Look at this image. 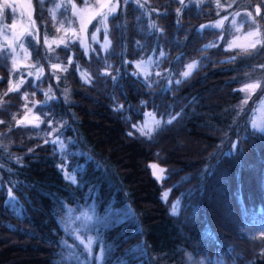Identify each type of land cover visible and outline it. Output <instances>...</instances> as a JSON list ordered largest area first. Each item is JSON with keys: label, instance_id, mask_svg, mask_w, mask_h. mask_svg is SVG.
I'll return each mask as SVG.
<instances>
[{"label": "trees", "instance_id": "16d2710c", "mask_svg": "<svg viewBox=\"0 0 264 264\" xmlns=\"http://www.w3.org/2000/svg\"><path fill=\"white\" fill-rule=\"evenodd\" d=\"M34 2L40 43L26 36L25 44L36 63L39 51L41 79L24 75L19 89L8 92L11 60L0 65V120L5 122L0 124V144L7 148H0V264H92L78 240L75 250L63 243L68 238L62 209L82 204L84 198L104 218L82 235L86 241L98 238L93 249L103 247L102 264H173L184 251L225 264L236 258L241 264H264V246L259 238L253 241L255 230L264 228V133L249 130L230 153L226 148L231 139L219 148L224 135L236 137L246 125L236 107L242 81L264 77V45L247 52L228 48L237 35L230 20L237 9L243 11V22L245 12H251L264 32V3L219 0L217 7V0H129L125 6L121 0L108 18L106 51L92 42L85 55L76 41L69 49L53 48L45 60L42 36L55 28ZM225 16L222 27L201 28ZM209 44L214 46L205 48ZM233 56L235 62H229ZM55 57L63 62L59 69L51 68L58 62ZM148 58L171 72L169 86H151L133 75V63ZM193 60L199 61L197 67L181 77ZM49 88L52 99L45 96ZM119 105L123 108L115 110ZM27 106H32L36 123L18 125ZM145 110L161 121L151 138L132 127ZM176 113L171 124L164 123ZM49 120L52 128H59L51 136ZM57 137L64 141L65 153L53 151L59 146L50 141ZM152 161L164 168L160 181L151 173ZM65 165L75 183L65 179ZM8 188L14 201L6 199ZM77 207L75 211L83 209ZM122 209L129 214L116 222L113 213Z\"/></svg>", "mask_w": 264, "mask_h": 264}, {"label": "rangeland", "instance_id": "374dc122", "mask_svg": "<svg viewBox=\"0 0 264 264\" xmlns=\"http://www.w3.org/2000/svg\"><path fill=\"white\" fill-rule=\"evenodd\" d=\"M190 1L201 2L203 0H190ZM62 2L66 3L67 0H45L44 7L42 10H45L47 15L50 16L49 9H56V5L61 4ZM74 2L77 5V7L81 6V0H74ZM92 2H93V0H89V3H92ZM237 2L239 3L240 0H237ZM2 3H3V0H0V4H2ZM9 3L12 5V8L5 7V8H3L2 11H0V45L4 44L6 42L5 41V32L7 31V36H8L7 42H11L14 46L19 41L13 40L12 39L13 35L20 36L21 34H23L21 36V38L24 41V49H26V52H25V51L17 48L18 56H17L16 68H15L14 74L9 76V81H11L12 85L19 82L18 78H19V80L24 81V79H25L24 75L27 76L29 71H31L33 73V75H28V76H32L35 80H40L43 73L40 74L39 79H37L36 69L41 67V66L39 64H37L36 61H33L30 59L31 55H28V54H30V52L27 49L29 47L25 44V37L29 36V35H27V31L31 30V25L28 22L29 15L31 16V19L35 21V26L37 28L36 20L34 17V14L36 12L35 2H34V0H9ZM39 7H40V5H39ZM223 7H224V9L229 8L228 5L223 6ZM13 9H14V11H13ZM241 12H243V11H240V9H237L234 13H241ZM64 13H65V9L63 7H60L58 9H56V19L53 20L50 17V19H52V21H53V25H54L55 29L53 31H51L52 32L51 34L47 35L49 41H52V40L58 41V39L60 37H65L66 40L68 39V36H65V32H64V29L68 28L67 20H64V28L61 29L60 31H57V27H59L60 22L63 19ZM245 14H246V12H245ZM222 18H220V19H222ZM253 18H254V16L246 17V19L243 22V20L239 19V15H233L232 16V19L230 20V22L233 19H235L236 25L235 26L232 25V26H233L234 30L236 31L237 35L234 36V38L230 42V43L234 42V46L231 48L245 49L255 39H260V40L264 41V32H261V31H260L259 37H248L247 36V33L250 30H254V26L250 27L251 20ZM72 20H73L72 27H74V28L77 27L78 20L75 17H72ZM97 26H98V18L93 19L91 21V23L87 24V31H86L85 35L88 37L87 42L90 45L89 49L91 48V44H92L91 35L93 33L94 28H96ZM237 27L240 28L239 31L236 30ZM245 28H247V29H245ZM44 36H45V34L42 36V38H43L42 43H44ZM69 36H71V33H69ZM96 36H97V40L102 45L105 42V31H104V29L101 28L100 31L96 33ZM107 39H108V37H107ZM263 45H264V43L257 44L256 48H259V47L261 48ZM62 46H64V44L60 43L59 47H62ZM59 47H57L56 44H52V48H59ZM195 61L196 60L190 61L186 65L185 69L180 74L181 77H184L182 74L188 70V65L195 62ZM141 62H143V63H141ZM137 63H141L140 68H136ZM133 64H134L133 72L138 73V76L143 78V80L145 82H147L148 85H151V86H154V85L157 86L158 85L161 88L162 87L166 88L167 86H169L171 84V82L173 80L171 72H169L168 69H160V68L156 67L153 60L150 58L135 61ZM259 64L260 63H256L255 65L259 66ZM32 65H36V67L33 68ZM10 67L12 68V61H11ZM253 69H254V66H253ZM145 73H147V75H145ZM157 73H159V75H157ZM21 74H23V75H21ZM249 76H250V73H247L246 75H244L245 78H247ZM258 77H260V76H258ZM21 84L22 83H20L19 86ZM10 86L11 85L9 83V87ZM242 87H243V85H242ZM262 88H264V87H262ZM245 95H246V93L242 92V99L245 97ZM260 95H261V90L257 89L255 94L252 95L251 99L248 101V103L243 106V108H244L243 112H241L238 108V112L240 113V115L244 116L246 125L238 128V132H237L236 137H232L230 133H227L226 135H224L222 137V139L219 141V148H222L225 145L227 146V142L230 141V139H231L230 143L228 144V146L226 148V152L230 153V152L234 151L239 146L240 141L242 140V138L244 136L247 135L249 130L260 131L259 129H264V103L260 102V100H259ZM240 104H241V101H240L239 105ZM29 109H31V111H29ZM143 113L144 114H143L142 120L138 121L136 125L143 128L145 132H148L150 130V133H152V131H154V129L157 126L156 121H159V119L156 118L155 115L153 114V112L150 110H145ZM25 117H27L26 120H24ZM33 117H34V112L32 110V106H27L25 115L22 118H20L19 120H24V123H29L30 121H32L33 123H36V120L33 119ZM146 136H148V135H146ZM66 162L69 164V160L66 159ZM151 165H156L157 167L152 168ZM149 167H150L151 173L153 174V176L158 181H160L165 176L164 168L161 164L158 163V161L157 162H155V161L150 162ZM161 169H163V171H161ZM162 196H163V194H162ZM88 202H89V199L84 198L82 204L74 203L73 208H72V206H68V207L62 209V213H63L62 216L64 217L63 218L64 224H62V228H63L64 232H66V234H65V236L67 235L66 238H68L67 244L72 245L71 248L74 250H75V246H74L73 242L76 243L79 241L78 239H76V235L78 234L79 238L82 239V235L86 236V232H84V228H88L94 222H101L104 219L102 216L96 215L97 212L95 211V208H93L91 206L92 204L90 202L89 203ZM84 205H87V206L85 207ZM173 205H175L174 208L172 206V211L174 212L175 209L178 208V202L177 201L174 202ZM77 206H79V207L83 206L82 207L83 209H81V211H75L74 209L78 208ZM125 212H127L126 209L114 211V213H113L114 218L113 219L116 222L122 220V217L124 216ZM255 231H257L258 233L254 234V235L258 236V237L254 238L253 241L256 242V239L259 238L258 240L264 246V228H262L260 230L256 229ZM93 237L95 238V236H93ZM75 239L78 241H76ZM84 240L87 243L86 239H84ZM97 241H98V238L93 239V244H92L93 258H90L88 256L90 258V261L92 264H93V261H95L94 264H102L103 263V262L96 260L94 258L95 255L100 250V246H99L98 250L96 252H94L93 247ZM245 242H247V240H245ZM82 247L84 249V245H82ZM184 254L185 255L182 257H179V258L176 257L175 261H173V264H225V263L220 262V261H215L214 259L206 260L205 257H193L187 251H184ZM70 256L74 257L75 254L70 253ZM189 257H191V259H189ZM160 259H161V257L158 258V260H160ZM161 261H163V260H161ZM240 261H241L240 259L236 258L234 263L229 261L227 264H241ZM146 263L153 264V263H150L149 261ZM160 264H162V263H160ZM163 264H169V263L165 262ZM242 264H249V263L243 262Z\"/></svg>", "mask_w": 264, "mask_h": 264}, {"label": "snow or ice", "instance_id": "6c2138e0", "mask_svg": "<svg viewBox=\"0 0 264 264\" xmlns=\"http://www.w3.org/2000/svg\"><path fill=\"white\" fill-rule=\"evenodd\" d=\"M38 4L40 5L41 9H43L44 7V3L45 0H37ZM133 3H139V0H132ZM179 2L181 4L184 3V0H179ZM262 3H264V0H261ZM129 3V0H123V4L126 6ZM12 8V5L9 3V0H3V3L0 4V11L3 10V8ZM63 7L65 9V13L63 14V19L60 22L59 27H57V31H60L61 29L64 28V20H67L68 22V28L64 29L65 32V36H68V39L66 40L65 37H60L57 40H52L49 41L48 36H47V32H45V36H44V45L45 47V60H49V57L47 55L48 52H52L54 51V49L52 48V44H56L57 47H59L60 43L64 44V47L66 49H69V45L70 43H75L77 40L79 41L80 47H82L84 49V54L87 55L88 51H89V47L90 45L88 44V37L85 35L86 31H87V24L91 23V21L93 19H97L98 18V26L96 28H94L93 33L91 35V40L93 43H99V41L97 40V36L96 33L100 31L101 28L104 29L105 31V42L101 45L102 49H104L105 51L107 50V48L110 45V41H108L107 39V33H108V18L109 16H114L115 13L117 12V9H119L121 7V0H93L92 3H89V0H81V6L77 7V5L75 4L74 0H67L66 3H61V4H57L56 5V9ZM140 7H143V5L141 4ZM217 7H220L219 5V0H217ZM56 9H49V14L50 17L54 20L56 19ZM255 12L257 15L260 14V8L259 6L255 7ZM14 11V9H13ZM179 9H177V12L179 13ZM217 15H219V13H217ZM233 15H239V13H234ZM247 17H252V13L251 12H247L245 14ZM72 17H75L78 20V25L77 27H72ZM228 17L225 16L223 17L221 20L217 21L215 24L213 25H202L201 28L204 27H212V28H220L223 26V23L225 20H227ZM28 22L31 25V30L27 31V35L32 37V40H34L37 44L40 43V36H39V29L36 28L35 26V21L31 19V16L29 15L28 17ZM247 22V21H246ZM232 25H236V21L235 19H233L231 21ZM14 26V25H13ZM254 26V30H250L247 33L248 37H259L260 36V25L258 22L255 21V19L253 18L251 20V24L250 27ZM153 27H155V25H153ZM237 31L240 30L239 27L236 28ZM69 33H71V36H69ZM23 34H21L20 36H16L13 35L12 39L13 40H17L19 41L18 43L15 44V46L11 43V42H7L8 41V36H7V31L5 32V43L0 45V65H4V62L7 60H11L12 61V68L9 69L10 75L14 74L15 72V68H16V63H17V48L23 50L26 52V49H24V41L22 40L21 36ZM222 38V37H221ZM30 46H32L35 49V45H32V42L29 41L28 42ZM264 43V41L260 40V39H255L253 40L247 48L243 49L245 52L248 51V49H255L257 44H262ZM214 45L209 44V45H205V48L208 47H213ZM234 46V42L229 43L228 44V48H231ZM93 52H95V49H92ZM30 55V54H28ZM39 51L37 50V63H39ZM160 55H163V53H160ZM55 59L58 61L55 64H51V68L53 69H59L60 68V64L63 62H59V57H55ZM236 57L233 56L230 58L229 62H235ZM66 63L70 66L72 63V59L71 56H68ZM104 63L107 65L108 68H111L110 64H107V61L105 60ZM143 63V62H141ZM141 63H137L136 64V68H140L141 67ZM199 63V61H195L191 64L188 65V70L185 71L182 75L187 78L193 69H195L197 67V64ZM33 68L36 67V65H32ZM261 67H264V65H261ZM63 71H67V68H63ZM77 70H79V65L77 64ZM37 72V79H39V75L43 73V67H39L36 69ZM104 75H112L110 72H104ZM117 74H119V70L117 69ZM23 75V74H21ZM28 75H33V73L31 71L28 72ZM133 75H138V73H133ZM145 75H147V73H145ZM157 75H159V73H157ZM81 76L85 78L84 82L85 83H90V78H87V74L86 73H81ZM57 80L59 79V77H56ZM112 79L115 81L116 80V76L112 75ZM18 83L12 85L11 81H9L10 83V87L8 89V92L11 91H15L19 89V84L23 83V80H19L18 78ZM177 84H180L181 81L180 80H176ZM262 83H264V77H257L255 79H252L251 77L248 80L242 81L243 87L239 89V91L246 93L245 97L241 100V104L237 105L236 107L239 108V110L241 112H243L244 108L243 106L246 105L248 103V101L251 99L252 95L255 94L257 89L261 90V95L259 97V100L261 103H264V88H262ZM8 92H5L4 95H8ZM51 93V88H49L48 92L45 93V96H47L49 99L54 98V94L53 95H49ZM23 98L25 100L28 99L27 94L23 93ZM65 100H67V97H65ZM0 103H2V100H0ZM141 103H145L144 101H141ZM123 105H119L117 109L115 110H119L122 109ZM29 111H31V109H29ZM45 115L47 116V113H45ZM177 116H179V113H176L175 115H170L168 117V119L166 121H164L165 124H171L173 122V120H175L177 118ZM13 119H16L15 116L12 117ZM127 119V117H125ZM27 117L24 118V120H26ZM38 119V117H37ZM24 120H18L17 124H23ZM5 122L3 120H0V124H4ZM161 123V121H156L157 126H159ZM37 127L39 125H36ZM60 127H63V125H60ZM133 128H135L137 131H139L141 133V135H148L149 138H151L150 135V130L148 132H145L143 128H141L138 125H132ZM255 127V126H254ZM48 128L50 129V131L47 133V135L51 136L54 132L59 131V128H52V121L49 120L48 123ZM260 131L264 132V129H259ZM133 133L129 132L128 135L131 136ZM48 140H45V143H48ZM52 144L54 145H58V149L54 148L53 151H60L61 153H65L66 152V146L64 144V141L60 140L59 137H57L54 140L50 141ZM0 148H4V151H7V148L4 147L2 144H0ZM29 151L31 152L32 149H29ZM11 158V157H10ZM66 159V156L64 157ZM22 158H17V163H21ZM3 165L0 164V168H2ZM152 168H156V165H151ZM66 169V165L61 167V170L65 173V179L70 180L72 183H75V176L72 175L71 173H68L65 171ZM8 171H11V169H8ZM161 171H163V169H161ZM159 178V177H158ZM0 187H2V185H0ZM167 197H168V192L165 191L163 193L162 198L167 201ZM6 199L8 202L14 201L16 198L15 196L12 194L11 188L7 189L6 192ZM175 207V205H173V208ZM90 219V218H89ZM76 239L79 240V243L81 245H84V250L89 254L90 258H93V250H92V244H93V239L91 237H88L87 239V243L85 242L84 239H80L79 235H76ZM63 243L68 246V247H72V245H67V241H63ZM96 260H99L101 262H103L104 260V250L103 247L101 246L99 252L95 255L94 257ZM189 259H191V257H189Z\"/></svg>", "mask_w": 264, "mask_h": 264}]
</instances>
